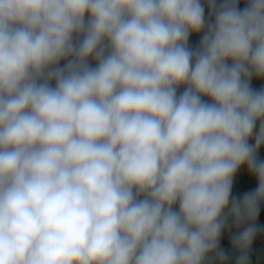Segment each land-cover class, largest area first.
Returning <instances> with one entry per match:
<instances>
[{
    "label": "clouds",
    "instance_id": "obj_1",
    "mask_svg": "<svg viewBox=\"0 0 264 264\" xmlns=\"http://www.w3.org/2000/svg\"><path fill=\"white\" fill-rule=\"evenodd\" d=\"M253 77L264 0H0V264H249Z\"/></svg>",
    "mask_w": 264,
    "mask_h": 264
},
{
    "label": "trees",
    "instance_id": "obj_2",
    "mask_svg": "<svg viewBox=\"0 0 264 264\" xmlns=\"http://www.w3.org/2000/svg\"><path fill=\"white\" fill-rule=\"evenodd\" d=\"M244 5L241 4L242 8ZM205 13L209 16V10L207 5H205ZM199 35H192L189 39V46L195 48L199 45ZM65 61H61V65H63ZM92 66H95V60L89 61ZM251 87L253 89H261L264 88V79H259L253 77L251 81ZM184 90L183 86L178 89V93ZM206 99V98H205ZM257 127H259V122ZM254 142V138L250 140V143ZM258 158L260 160H264V146H262L258 153ZM257 187V181L253 175H251L247 169V167H242L236 176L234 177L232 195L234 197H243L245 193L254 191ZM178 210V205L176 206ZM258 225V233L253 240L249 251V264H264V203L260 205L259 216L256 221ZM244 225H241L240 228H237L234 222L229 219L228 227L224 230L220 239V247L224 249L227 253V258L224 261H220L216 259L214 256H210L206 261V264H237V258L239 252L237 249L233 247L232 244V236L235 235L238 231L242 230Z\"/></svg>",
    "mask_w": 264,
    "mask_h": 264
},
{
    "label": "rangeland",
    "instance_id": "obj_3",
    "mask_svg": "<svg viewBox=\"0 0 264 264\" xmlns=\"http://www.w3.org/2000/svg\"><path fill=\"white\" fill-rule=\"evenodd\" d=\"M205 16H206V19H208L209 18V16L205 13Z\"/></svg>",
    "mask_w": 264,
    "mask_h": 264
}]
</instances>
